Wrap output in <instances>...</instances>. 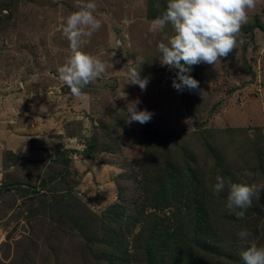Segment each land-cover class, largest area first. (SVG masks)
<instances>
[{"label":"rangeland","instance_id":"rangeland-1","mask_svg":"<svg viewBox=\"0 0 264 264\" xmlns=\"http://www.w3.org/2000/svg\"><path fill=\"white\" fill-rule=\"evenodd\" d=\"M82 2L0 0V264H243L242 228L264 246V0L180 92L158 59L171 25L151 31L166 0H90L102 26L81 50L106 70L76 97L57 69ZM140 60L145 91L127 84ZM136 98L150 122L126 123ZM216 175L261 188L243 219Z\"/></svg>","mask_w":264,"mask_h":264},{"label":"clouds","instance_id":"clouds-1","mask_svg":"<svg viewBox=\"0 0 264 264\" xmlns=\"http://www.w3.org/2000/svg\"><path fill=\"white\" fill-rule=\"evenodd\" d=\"M256 4L257 0H166L165 9L153 20L151 31H160L166 25H171L173 35L167 43L158 42L157 51L161 66L176 70L171 82L175 90L180 92L185 88L191 90L199 87L197 80L186 75L191 66L200 63L213 65L233 52L241 27L248 22V12ZM78 7L79 10L69 13L61 25L62 33L69 42L70 54L57 69V75L74 96L82 97L85 95L82 89L94 83L106 67L101 60L81 50V45L87 43L85 38H90L102 26L101 21L93 15L96 5L90 0H84ZM117 46H121L119 41ZM143 62L140 60L135 68L127 72V84L136 85L141 91L146 90L149 82L148 78L140 75L139 66ZM118 98L127 100V93L121 89ZM140 103L139 98L127 103L126 123L150 122L153 113L138 109ZM243 175L252 177L253 173L245 170ZM254 187L233 183L216 175L210 191L214 197L226 193L225 211L243 219L252 206L253 196H258V190L261 189L254 192ZM237 236L242 244L239 255L243 264H264V246L249 243L252 233L242 228Z\"/></svg>","mask_w":264,"mask_h":264},{"label":"trees","instance_id":"trees-1","mask_svg":"<svg viewBox=\"0 0 264 264\" xmlns=\"http://www.w3.org/2000/svg\"><path fill=\"white\" fill-rule=\"evenodd\" d=\"M0 186H2V185H0ZM167 238V236L165 237V239ZM148 244V243H147ZM148 251H149V249H148ZM188 261V263L187 264H201V260L200 261H192L191 259H189V260H187Z\"/></svg>","mask_w":264,"mask_h":264},{"label":"crops","instance_id":"crops-1","mask_svg":"<svg viewBox=\"0 0 264 264\" xmlns=\"http://www.w3.org/2000/svg\"><path fill=\"white\" fill-rule=\"evenodd\" d=\"M1 114H5V113L2 111ZM1 128H5V126H1Z\"/></svg>","mask_w":264,"mask_h":264},{"label":"bare ground","instance_id":"bare-ground-1","mask_svg":"<svg viewBox=\"0 0 264 264\" xmlns=\"http://www.w3.org/2000/svg\"><path fill=\"white\" fill-rule=\"evenodd\" d=\"M138 29V28H137ZM44 30V29H43Z\"/></svg>","mask_w":264,"mask_h":264}]
</instances>
